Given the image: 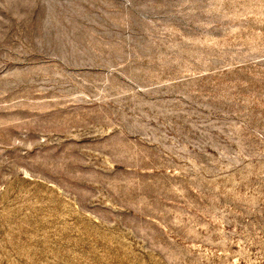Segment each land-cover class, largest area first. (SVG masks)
Instances as JSON below:
<instances>
[{
  "label": "rangeland",
  "instance_id": "374dc122",
  "mask_svg": "<svg viewBox=\"0 0 264 264\" xmlns=\"http://www.w3.org/2000/svg\"><path fill=\"white\" fill-rule=\"evenodd\" d=\"M0 264H264V0H0Z\"/></svg>",
  "mask_w": 264,
  "mask_h": 264
}]
</instances>
